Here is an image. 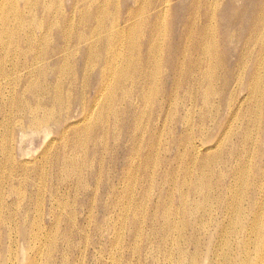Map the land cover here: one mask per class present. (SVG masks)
Wrapping results in <instances>:
<instances>
[{"label": "bare ground", "instance_id": "bare-ground-1", "mask_svg": "<svg viewBox=\"0 0 264 264\" xmlns=\"http://www.w3.org/2000/svg\"><path fill=\"white\" fill-rule=\"evenodd\" d=\"M168 1L145 0L153 13L148 14L144 7L128 11L119 15L116 29L114 20L104 24L102 18L116 9L117 0H104L101 5L96 0H0V40L17 45L0 55L1 62L9 59L8 66L0 64V80L15 78L16 85L12 93L0 95V110H5L0 114V137L12 139L14 133L20 135L25 129L33 134L43 132L45 138L54 134L41 149L39 161L37 155L21 159L18 145L12 142L9 147L1 146L7 159L14 155L21 174L37 170L40 163L44 167L51 159L53 169L75 176L83 158L84 167L90 157L105 160L100 149L105 139L112 142L113 189L117 191V186L124 184L127 189L123 193L136 188L144 191L146 185L161 180L169 160L182 155L176 142L185 144L183 152L193 163L209 156L200 167L212 164L213 174L221 158L233 185L243 180L247 161L251 164L255 156L264 159L262 142L251 137L236 138L235 143L232 140L235 111L242 106L245 90L241 89L237 99L232 93L223 99L213 91L215 82L229 87L223 77L237 84L242 75H248L264 101V83L260 81L264 56L255 69L239 65L255 55V48L264 51L263 16L255 17V26L246 36L241 33L249 20L248 12L256 15L259 10L255 4L263 0H211L205 10L208 7L228 15L216 19L210 13L206 28L193 18L184 20L179 22L184 27L178 32L173 23L164 26V15L169 10L189 8V0H175L173 5ZM190 1H194V9L199 0ZM142 3L145 6L144 0ZM140 22L161 30L160 35H135L133 30ZM210 23L215 35L207 28ZM234 32L239 48L228 41ZM111 80L115 82L105 86ZM250 90L246 88V92ZM120 99L124 108L111 115V104ZM223 106H228L225 116L213 115V110ZM80 134L93 139L88 149H82V159L78 156ZM165 150L168 159L162 156ZM258 171L254 165V173ZM70 184L88 189L83 174ZM7 186L16 191L19 183L8 182ZM66 188L73 189L71 185ZM226 195L235 197L230 190ZM127 196L111 203L144 202V197ZM254 218L252 215V221Z\"/></svg>", "mask_w": 264, "mask_h": 264}, {"label": "rangeland", "instance_id": "rangeland-1", "mask_svg": "<svg viewBox=\"0 0 264 264\" xmlns=\"http://www.w3.org/2000/svg\"><path fill=\"white\" fill-rule=\"evenodd\" d=\"M96 1L101 5L104 0ZM210 1L199 0L193 9L194 1L189 0V8L183 11H166L164 26L173 23L178 32L184 27L179 22L193 18L206 28L209 22L206 16L210 13L216 19L228 15L226 11L218 13L208 7L205 10ZM116 3V9L102 18L104 24L114 20L116 29L117 18L128 11L144 7L148 14L153 13L146 7L145 0V6L142 0H117ZM168 3L173 5L175 0ZM263 4L264 0L260 5L255 4L259 10L256 15L248 12L249 20L242 26V36L255 26L254 19L258 14L264 17ZM207 28L214 33V24H207ZM160 32L143 22L133 30L135 35L159 36ZM234 35L235 32L228 41L239 48L240 42ZM215 38L218 41V37ZM16 48L11 41L0 40L1 56ZM261 56L264 51L255 48V55L247 56L239 65L255 69ZM231 62L236 61L232 59ZM0 64L8 66L9 59ZM222 79L229 87L222 88L215 82L213 91L223 99L230 93L237 99L243 93L241 89L245 90V99L233 119L232 129L236 132L233 143L236 138L251 137L264 144L262 92L254 89L248 75H242L236 80L237 84ZM113 81L106 82L105 86ZM260 81L264 83V77ZM13 87H16L15 78L1 79L0 95L12 93ZM246 88L252 90L246 92ZM227 107L212 113L225 116ZM123 108L124 101L120 99L111 104L110 113ZM4 111L1 109L0 114ZM102 120L109 125L108 120ZM10 126L8 129L12 128ZM26 130L20 135L14 133L12 139L0 137V264H264V159L255 156L251 164L247 161L243 180L233 185L227 179L228 170L221 158L217 173L213 174L212 164L200 167L209 156L193 163L190 155L183 152L185 144L176 142L182 155L169 160L162 169L161 180L146 185L144 191L136 188L123 193L127 189L124 184L118 185L117 191L113 189L116 180L109 155L112 142L109 139L102 141L100 149L106 155L104 161L99 156L90 157L84 167L82 149H88L93 139L80 134L78 156L83 164L75 176H85L88 189H82L70 184L75 176L68 177L58 168L53 169L51 159L44 167L40 163L37 170L27 174L16 169L14 155L11 160L7 159L1 146L9 147L12 142L18 145L21 159L28 160L37 155L39 161L41 149L54 138L52 133L45 138L43 132L33 134ZM112 130L117 134L114 129L111 133ZM241 153L249 158L247 152ZM162 156L170 158L166 150ZM254 165L259 168L256 174ZM8 182L19 183L18 189L11 191ZM69 185L73 189L66 188ZM227 190L235 197L227 196ZM127 195L144 197V202L138 199L132 203H111L112 199L129 197Z\"/></svg>", "mask_w": 264, "mask_h": 264}]
</instances>
